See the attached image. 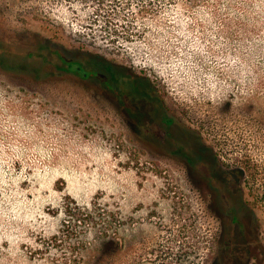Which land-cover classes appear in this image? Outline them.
I'll return each instance as SVG.
<instances>
[{"label":"rangeland","instance_id":"obj_1","mask_svg":"<svg viewBox=\"0 0 264 264\" xmlns=\"http://www.w3.org/2000/svg\"><path fill=\"white\" fill-rule=\"evenodd\" d=\"M107 2L0 0V264H264V0Z\"/></svg>","mask_w":264,"mask_h":264},{"label":"trees","instance_id":"obj_2","mask_svg":"<svg viewBox=\"0 0 264 264\" xmlns=\"http://www.w3.org/2000/svg\"><path fill=\"white\" fill-rule=\"evenodd\" d=\"M57 1H58V3H60L62 5L63 4H67L69 7H77V6L83 5V4H86V5H90V4L94 5L95 4V5H97V2H99L100 4H104L107 1L110 2L109 5L111 7L117 6L116 0H57ZM125 2H126V6L127 7H136V6L142 5L143 2H147V0H125ZM110 15H111V13H110ZM107 64H109V63H107ZM111 67H113V66H111ZM243 193H244V191H243ZM247 223L249 224V226L250 225L251 226H255V222L252 219H247ZM108 244H111V246H112L113 244H116V243H115V240L112 239V240L109 241ZM116 245H119V244H116ZM109 248L110 247H106V249H103V252L104 253H107L108 250H109Z\"/></svg>","mask_w":264,"mask_h":264}]
</instances>
